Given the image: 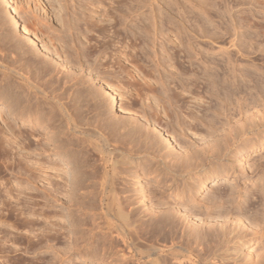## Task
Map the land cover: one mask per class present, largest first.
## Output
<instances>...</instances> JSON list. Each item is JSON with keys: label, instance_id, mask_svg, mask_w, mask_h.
<instances>
[{"label": "bare ground", "instance_id": "6f19581e", "mask_svg": "<svg viewBox=\"0 0 264 264\" xmlns=\"http://www.w3.org/2000/svg\"><path fill=\"white\" fill-rule=\"evenodd\" d=\"M70 1L73 2L75 0ZM85 1L83 2L82 0L85 3H82V6L81 4L79 5V7H82V10L84 5L85 8L88 5V12L86 13L89 15H85L84 12L81 13L83 14V19L87 22L89 20L91 23V28L87 27L85 29V37L86 34L92 32L93 26H97L93 16H90V14L95 12L97 5L101 6L103 9L102 15L105 17L103 23L104 21L108 22L113 28L110 29V32H113L114 28L119 26L121 31L124 32V36L130 34L134 38L135 42L133 41V43L135 44L133 47L139 48L138 44L142 43V47L140 46L139 49L145 51L146 57H150L148 59L156 61V64L153 63V65L155 64L156 66L157 74L154 73L156 70L152 69V67L151 70L147 71V74L143 71L146 74V77L144 78L143 76L142 78L144 80L143 83H140L137 79L133 82L136 96H133V101L125 106L124 113L126 115H122V119H119L116 115H112L108 109L110 103L114 104L115 102L114 96L116 94L114 91L110 88L108 89V86L105 87V92L111 97V101L109 102L106 101L102 93L94 88L93 85H87L88 80H78L77 63L75 61L78 52L74 45V38L72 37L75 33L72 32V26L66 24L60 25V29H56L58 33L55 32V36H51L52 34H50L51 39L50 37L48 39L52 42L53 49L51 50L42 43L41 46H38V43L41 42L39 41V36L42 35V28L39 31L35 29V31H30V27L29 29L27 28L29 25H19L18 35L10 29V24L6 21V17H4L5 14L0 15V101L1 105L5 107L2 110L7 116L20 120L23 125L28 124L32 131L34 128L42 129V131L40 130L41 133L37 132L39 133V137H41L36 140L41 153L53 152L60 158L68 159V163L74 169L70 173V185H68L70 186V190H68V195L73 197L74 205H78L82 209V212H80V215L73 216L75 217L73 218L72 226L74 227V231L71 234L72 236L70 235L72 243L68 248L69 250L66 248L68 251H63V255L60 258H64L65 255L69 256L73 250L76 255L75 259L88 260L90 262L99 261L102 264H126L125 262L128 259H133V264H264V251L257 256H253L251 251H246L251 243L264 240V203L262 204L261 212L258 211V214L256 212L255 214L252 213L253 215H250L251 219H245L247 225L244 224L242 226L240 218H236L237 222L232 226L220 218L217 221L198 218L199 221L197 222L189 218L185 209L181 211L176 206L164 211H158L155 208L147 206L145 210L137 213L139 210L131 207L132 204L123 198L122 189L118 185L125 178L131 177L135 180L136 188L139 190L145 174L151 176L155 183L158 182L156 179L159 180L168 176L170 179L180 178L184 181V186L176 195L178 200L184 202V197L187 191H189V201L194 204H200L201 202L194 194L198 190L191 185L193 181L203 189L209 183L222 184L233 177L235 185L231 186L233 190L227 195V200H234L233 202H236L232 197V192H235L234 189L238 187L236 185L245 179V177L252 174L244 166L243 159L245 156L256 152L264 146V136H261L257 129V126L264 127V99L262 100L261 97L256 95L253 98V92L255 91L253 86H245L247 88L244 89L239 86L241 81H244L243 78L241 79V75L245 70L241 59L248 58L249 55L254 54L252 46L254 39L248 34L247 30L252 28L256 22L254 21L255 23L252 25L253 21L250 23L252 18L243 15L247 14V12L242 14L240 12L239 14L242 15L239 17V20L241 19V26L243 28V25H245L247 29L245 27V29H242L240 26L238 27L235 23L236 20L232 19V17L229 18L228 23L224 22L226 23L224 30L220 29L218 31L219 26L217 27V24L216 26L214 24L213 28L211 27L213 32L210 33L207 31L209 30L206 28L207 25L199 26L197 24L191 27L187 24L188 22L176 23L173 20L171 21L169 10L173 8L171 7L172 5H175L173 4L174 1L169 0L167 3L165 0V2L162 1L164 7H168L166 8L167 10L160 11L159 15L158 11L160 9H155L153 5L155 0H129V2L127 0H108V2L110 1V6L113 4V7L110 8L108 5L106 10H104V0V3L102 0H87L91 1V3ZM181 1L179 2L181 3ZM8 2L15 12L16 9L13 1L8 0ZM114 4L116 5L114 6ZM90 6L94 9H90ZM76 7L78 6L73 8V14L76 13ZM85 8L84 10H87ZM209 8L211 10V7ZM110 9L112 12L109 11ZM228 10L230 11V8ZM228 10H225L224 15ZM160 17L159 23L158 18ZM190 18L192 19L191 16ZM179 19L182 20L183 18ZM128 21H130V25H128ZM14 24L17 26L16 20H14ZM194 28H197L196 32H192ZM257 28L262 30L263 33L264 21H261ZM66 30L71 34L69 33L70 38L65 40V42L63 32ZM220 31H223V33L221 32L220 34ZM112 32L111 34L114 36L115 32ZM106 33H103V38L108 36ZM116 33L119 36L120 32ZM258 33L260 34L261 31L256 34ZM85 39H87L86 50H88L91 48L90 38L86 37ZM55 41L58 44L56 43L55 45ZM137 42L140 43L137 44ZM224 42L228 44V49L231 48V50L226 49L227 51H224L222 54H218V51L214 52V44ZM208 44H210V47H208ZM36 45L37 47L35 48L34 46ZM105 48L107 47H104V50H106ZM119 48L122 50H119L121 56H126L127 53L125 54L126 50L123 51L124 47L122 44ZM218 49L220 50V48ZM90 50H88L89 52H87L85 58L92 57V53H95L94 51L90 54ZM93 50H95V47ZM104 50L101 49V51ZM8 53L12 55L9 60L10 62L6 58ZM61 55L64 57H61ZM154 58L156 59L154 60ZM179 59L180 61L182 59V62ZM117 60L118 58H116V63L118 62V74H124L126 67L123 65L125 63L122 65L123 60ZM133 61L135 62V60ZM116 63L114 64L116 65ZM131 65H134V63ZM135 65L137 67L136 63ZM160 66H163L162 74L158 73ZM138 67L141 68L140 66ZM245 73L248 75V70ZM245 73H243L244 78L247 77ZM129 75L131 76L132 74ZM248 76L252 75L249 74ZM46 77H48L47 80L45 79ZM148 77L154 79L158 87L154 88V84L150 85ZM175 81H178V84H175ZM243 81L242 83H244ZM242 93V98H240L241 96L237 98L236 95H241ZM153 94H156L154 95L156 99H154L155 101L151 105L149 98ZM141 96L148 98V108H152V106L156 107V111L154 112L149 109L151 112V116H149L151 118L153 116L156 117V125L155 121L154 125L152 124L153 129L156 128V132H154L155 129L153 131L150 127L151 130L142 121L143 119L145 120L146 111L144 110L146 109L144 108V101H140L142 100ZM193 96L195 98H192ZM258 97L261 104L257 105L256 102L258 100L256 99ZM185 98L194 99L201 105H191V101L189 103ZM138 101L142 103L139 104ZM46 105L50 106L51 115L49 116L42 112ZM121 105L118 107L123 106ZM83 107L87 111V115L95 111V115L98 116L97 120L94 121L96 126L88 118L91 121L87 119L85 121L81 119L80 121L79 115L82 112L80 114L79 112L84 109ZM128 113H132L136 117L127 116ZM206 114L212 115V117L210 116L209 126L203 120L207 119ZM138 115H140V119ZM161 115L166 126L165 131L158 127ZM193 115L197 116L198 119L195 117L194 119H197L196 121L194 120L196 123L194 122L191 125L189 119L191 116L193 118ZM216 118L221 123L223 121V125L221 123L218 124H220V127L222 126V130L226 131V134L228 132L232 136L236 143L233 141L229 144L230 142L226 140L229 137L223 136L224 133L222 132V137H225V140L224 142H217L218 140H215L217 143L214 144L215 148H212L213 150L210 149V142L208 144L203 141L202 143L200 142L201 146H199L204 148L203 152L196 150V154L195 151H190L189 147L186 146L183 147L184 152H182V155L180 156L179 154L180 157L177 153H173V158L169 160V155L172 156V154H168V151L166 152L164 144L167 142L172 144L175 141L171 135L174 134V136L178 135L182 137L184 126H188V129L195 132L201 126L202 130H207V133L209 130L210 134L213 130V122H215L213 119L216 120ZM147 119L149 118L146 116ZM219 120L216 121L219 122ZM203 121L205 122L203 123ZM2 122L5 123L4 120ZM50 122L53 125V129H55L54 132L51 131ZM1 126L0 129L2 130L4 126ZM217 129L219 128L217 127ZM217 129L214 128L215 132ZM167 130L171 131L172 134H168ZM34 133L32 135V132H29L28 135L34 137ZM218 133L217 135H219ZM251 138L253 140H245ZM126 139L129 140V143L125 142ZM9 140H4L0 143V148L2 149L0 156L3 155L2 158L0 157L2 159V162H0L3 168H7V163L13 160L11 158V142L10 148L6 149V147H9ZM48 143L53 144V147L51 146L52 148H50ZM174 143L176 144V142ZM82 144L84 149L81 146ZM82 149L85 153H83ZM90 153L92 155L95 153L97 159H92L91 155H89ZM97 161L99 162L98 164L96 163ZM19 165L18 163L16 166L18 167V172L22 174V168ZM145 166H148V168L144 169ZM35 170L36 168L33 170V167H28L27 173H24L28 179H32V182L40 177V175H34ZM28 182L30 184V181ZM167 185L169 188L171 187L170 182H167ZM140 198L137 197V200L140 201ZM207 201L209 204L218 203L219 201L217 206H223L221 202H224L223 197L216 195H211L207 198ZM142 204L145 206L144 202ZM208 207H211V205ZM85 210L86 212H83ZM87 211H91L89 215L86 214L88 213ZM96 211L99 216L96 214ZM226 212V216L228 212L229 215L231 213V211ZM176 214L181 218V222L185 220L181 224L182 235L174 237L173 235L168 236L163 234L165 238L159 240L158 236H161V234L158 233H162L164 229H169L170 231L173 227V220ZM10 215H12L11 211L8 210L7 216ZM153 218H156V224H158V227H156L158 235H156V241L154 242L147 239L142 232L143 225L147 222H154L155 219ZM95 232H98L99 237H96ZM209 241L212 244H210L207 250H204V244ZM9 252H12V250Z\"/></svg>", "mask_w": 264, "mask_h": 264}, {"label": "rangeland", "instance_id": "374dc122", "mask_svg": "<svg viewBox=\"0 0 264 264\" xmlns=\"http://www.w3.org/2000/svg\"><path fill=\"white\" fill-rule=\"evenodd\" d=\"M12 1H13V5L16 9L15 12L13 11V8L10 6L11 4L8 2V0H0V15L5 14L4 17H6V21H8V23L10 24V27H11L10 29L18 35H19V25H21V26H23V24H26L27 26L29 25L27 28L29 29V27H30V31L31 30L39 31L40 28H42L43 29V30H41L42 35L39 36V38H40L39 41H41V42L38 43V46H41V43H42V44H44L45 47H49V49L52 50L53 48H52V42L50 40L51 39L50 34H52L51 36H55L54 35V34H56L55 32L58 33V31L56 29L57 28L60 29L59 28L60 25L63 26L64 24H66V25L72 26L71 27L72 32H75L74 33L75 35L73 34V36H72L74 38V42H75L74 45L76 46V47L75 46L74 47L77 49V52H78V56H77V58H75L76 59L75 61L77 63L76 66H77V71H78V80L79 81H83L84 79L88 80L87 85H89V84L93 85L94 88H96L98 91H100L102 93V95L104 96L106 101H109V102L111 101V99H110L111 97H109V95L105 92V89H106L105 87L108 86V89L110 88L112 91H114V93L116 94L114 96L115 102H114V104L110 103V105L108 106V109L112 113V115H116L119 117V119L120 118L122 119V117H123L122 115H126L124 113L125 108H126L125 106L128 103H131L133 101V98L136 96L135 95L136 93H135V90L133 87V82H135L137 79V81H139L140 83H143L144 80L142 78H143V76H144V78L146 77V74L148 73L147 71L151 70L152 67H153L152 69L156 68V66H155L156 61L148 59L150 57H148V56L146 57L145 51L144 50L141 51L139 49L140 46L142 47V43L138 44L140 42H137V44L139 45L138 46L139 48H137V47L135 48V46L133 47V45L135 44V43H133L134 38H132L130 36V34H127L126 36H124V32L121 31V29L118 25H117L118 27L114 28L115 31L114 30H113V32L111 31L112 33L115 32L113 34L114 36H112L110 29H113V28H112V26L109 25L108 22L104 21V23H103V20L105 19V17H103V15H102L103 9L101 8V6L97 5L95 12L90 14V16H93L94 21L97 24V26L92 25L93 26L92 30H91L92 32L86 34V37L90 38L91 48L93 49L95 47V50H93V51L91 48H90L91 50L90 49H88V50H90V54L94 51H95V53H92V55H93L92 57L85 58V56L87 55V52H89V51L86 50L87 39H85L86 37H85L84 33H85V29L87 27L91 28V23L89 20H88L89 23L87 21H85L82 17L83 14H81L82 12H84L85 15L88 14V13H86V12H88V9H87L88 5L86 6V8L84 7L85 6L84 5L83 10L81 7L84 0H83V2H82V0H75L73 2L70 0H68V1L67 0H12ZM91 1H93V0H91ZM91 1H87V2L91 3ZM110 1L108 2V0L107 1L104 0V2H105L104 3L102 0V2L104 3L103 5H105L104 10L107 9L108 5L110 6ZM162 1L163 2L166 1V3H167L169 0H165V1L164 0H155L153 3V5L155 6V9L156 8L160 9L158 11V15H159L160 11H162L168 7V6L164 7V4ZM170 1H174L173 4H175L172 6L170 5L171 7H173L169 10L171 13V14L169 13V15L171 16V19H170L171 21L173 20V22H176V23H178V22L187 23L188 22L187 24L190 25L191 27H194L197 24L199 26L200 25H205V26L207 25L206 28L209 29L207 31H209L210 33L213 32L211 27L213 28L214 24H215V26L217 24V27L219 26L218 31L220 29L224 30V28H225L224 26L226 24L224 22L228 23L230 20L229 18H232V17H233L232 19L236 20L235 23L237 24V26L238 27L240 26L242 28L241 23H240L241 19L239 20V17L242 16L241 15L242 13L247 12V14L245 13L243 15H245L246 17L250 16L252 18V19L249 18V19H251V21L249 20L250 23L253 21L251 24L254 25V23L256 22L255 25L252 26V28L247 30L248 34L251 35L254 39V44L252 45L254 48V54L249 55V57H248L249 59L248 58H242L241 63H242L243 68L245 69L243 71V73H245V71L248 70L247 74L248 75L250 74L252 76H248L245 73V76H247L249 78V80H248L247 77H246L247 79L244 78V75L242 73L241 79L242 78L244 79V81L242 80L244 83H242V81H241L242 84L240 83L241 85L239 84V86L242 87L243 89L247 88L245 86H248V87L253 86V88L255 90L253 92L254 96L252 95L253 98H255V95H256V96L261 97V99L263 100L264 99V30L262 33V30H259L257 27H259L261 21H264L263 20L264 19V0H209V1L208 0H206V1L205 0H203V1L197 0L198 3L196 0H182V1L179 0V1H181V3L178 0H170ZM177 1H178V3H177ZM127 2H129V0H127ZM80 4H81V6L79 7ZM83 4H85V3H83ZM74 5L78 6V7H76L77 10H76L75 14H73V11H74L73 8H75ZM115 5L116 4H114V6ZM201 5H202V7H201ZM214 6H216L218 8H215ZM112 7H113V4H112V6H110V8H112ZM209 7H211V10ZM78 8H80V9H78ZM84 8L87 10H84ZM89 8L94 9L91 6ZM205 8H207L208 10ZM229 8H230L231 12L228 10ZM182 9H183V11H182ZM225 10H228L225 14L226 16L224 15ZM109 11L112 12L111 9ZM185 11H187V12H185ZM183 12H184V14H183ZM190 12H191V14H189ZM233 12H234V15H233ZM240 12H241V14H239ZM215 14L220 15V16H217L219 19L216 17ZM253 14H254V16H253ZM190 16L192 17V19L190 18ZM143 17L145 18V16H143ZM179 18H183L182 19L183 21ZM205 19H207V20H205ZM14 20L17 21V23H18L17 26H15ZM129 20H130V18H129ZM159 20H161V17L158 18V22L160 23ZM193 20H195V21H193ZM218 20H219V22H218ZM205 21L206 22L208 21L207 23H209V24H207ZM129 22L130 21H128V25H130ZM32 23H33V25H32ZM98 24H99V26H98ZM31 25L35 28H33ZM243 26L245 27V25H243ZM54 27H55V29H54ZM94 27H96V28H94ZM117 29L120 32L118 34L120 37L116 35L117 34L116 32H118ZM210 29H211V31H210ZM107 30H109V32H107ZM196 30H197V28L196 29L194 28V31L192 29V32H196ZM103 31H105V32H103ZM260 31H261L260 34H262V35H260L259 33L256 34L257 32H260ZM102 32L104 34L107 32L106 35H108V36L103 38L104 34ZM221 32L223 33V31H220V34H221ZM69 33L70 32L68 30L63 32L64 41L70 38L71 33L70 34ZM121 36H122V38H121ZM49 37H50V39H48ZM123 37H125V38H123ZM110 38L113 40H111ZM131 40H132V42H131ZM105 41H107V42H105ZM109 41H110V43H109ZM56 43L57 42L55 41V45H56ZM100 43H102V44H100ZM106 43H108V44H106ZM103 44H104V46H103ZM121 44L124 47L123 51L126 50L125 51V54L127 53L126 56H121V54H120V51H122L119 48L121 46ZM90 45L88 44V46H90ZM208 45H209L208 47H210V44H208ZM70 46L73 47L72 45H70ZM102 46H103V48H102ZM34 47L36 48L37 45ZM104 47H107V48H105L106 50H104ZM35 48H33V49H35ZM134 48H135V50H134ZM218 48H220V50ZM2 49L4 50L3 46H2ZM96 49L98 50V52ZM101 49H103L104 51H101ZM213 49H214V52L218 51V54L219 53L222 54V53H224V51H227L226 49H228V44H226L225 42L224 43H216V44H214ZM99 50H100V52H99ZM228 50H231V48ZM248 51H249V49H248ZM5 52H7V51H5ZM11 56L12 55L10 53L7 54L6 58H7L8 62H10L9 60L11 59ZM119 56H120V58H119ZM61 57H64V56L61 55ZM83 57L85 58V60ZM110 58H111V60H110ZM116 58H118V60L119 59L123 60L122 65L124 63L126 64V65L125 64L123 65L126 67L125 70L127 71V72L125 71L124 74H118V64H117L118 62L116 63ZM152 58H153V56H152ZM87 59H89V60H87ZM155 59L156 58H154V60ZM114 60H115V62H114ZM130 60H132V61L135 60V62L134 61L132 62ZM142 60H143V62H141ZM137 61H138V63H137ZM144 61L146 63L148 62L147 64H149L150 66L147 65ZM151 61H153V62H151ZM179 61H180V59H179ZM113 62L116 63L117 66ZM180 62H182V59ZM133 63H134V65H131ZM135 63L137 64V67H136ZM143 63H144V65H142ZM153 63H155V64L153 65ZM184 64L186 65V63H184ZM138 66H140L141 68H139ZM142 67H144L143 70H141ZM162 69H163V66H160V68L158 69L159 74H162L161 73ZM112 70L114 73L112 72ZM131 71H132V73H131ZM154 73L157 74V70L154 71ZM129 74H132V75L130 76ZM120 75H122V76H120ZM92 78H94V79H92ZM45 79L47 80L48 77H46ZM130 79H132V80H130ZM177 82L178 81H175L174 83L178 84ZM148 83L150 85L154 84V86H153L154 88H156V86L158 87V85H156V81L154 79H152L151 77L148 79ZM178 90H176V91H178ZM256 90L258 91L259 94L257 93ZM255 93H257V94H255ZM120 95H122V96H120ZM154 95H156V94H153L152 97L150 96V98H149L151 105H153V101H155L154 99H156V96H154ZM242 95H243V93L241 95L239 94L236 96H237V98H239L238 96H241L240 98H242ZM141 97H142L141 98L142 100H140V99L139 100L142 102L144 101L143 102L145 104L144 108L146 109V110H144V111H146L145 120L143 119L142 121L144 122V124L148 125L149 128L151 127L153 129V125H154L153 123L156 120V117L155 116H153V118L150 117L151 112L149 111V109L153 110L152 112H154V111H156V107L154 108L152 106L153 109L148 108L147 107L148 106L147 104H149V101H147L148 98H145L143 96H141ZM259 97H258V99H256V100H258L257 101L258 103L256 102L257 105L261 104L259 102ZM131 98H132V100H131ZM144 98H145V100H144ZM192 98H195V97L193 96ZM185 100L188 101L189 103L191 101V105H193V104H195V106L201 105V104H198L197 101H195L194 99L190 100L189 98H185ZM109 102H108V104H109ZM142 102L139 103V101H138L139 104H141ZM119 105H121L124 109L122 107H118ZM160 106H161V104H160ZM136 107L138 110V104L136 105ZM0 108H1L0 109V120H1L0 126L2 125L1 127H3V126L5 127V128L3 127L2 130L0 129L1 130L0 139L2 136L1 141H4V140L7 141L11 137L10 140L8 141V143H9L8 146L10 145V142H11V145H12V146L10 145L12 147L11 158L13 159L7 163V168H3L2 163H1L2 162L1 158L3 157V155L0 156L1 157L0 158V161H1L0 162V256H1L0 257V264H102L99 261L98 262H90L88 260L75 259L76 255H75V251H73V250L70 252L69 256L65 255L64 258L63 257L60 258V256L63 255V251H68L69 250L68 248L70 247V244L72 243V240H71L72 235L71 234L74 231V227H72V226H73V218H75L73 216L80 215L81 214L80 212H82V209L79 208L78 205L77 206L74 205L73 197L68 195V193H69L68 190H70V186H68V185H70V178H71L70 173L74 169L72 168V165H70L68 163V161H67L68 159L65 160L62 157L60 158L59 156L55 155L53 152L43 153V154L41 153V149L39 146H37L36 140L41 137V136L39 137V133H41L42 129H40L41 130L40 131L38 128H34V130L32 131V129L29 127L28 124L23 125L20 120L15 119V118L10 117V116H7L5 114V112L2 110L5 107L1 105V101H0ZM120 108H122V109H120ZM42 112L46 113L47 116L51 115L50 106L46 105L43 108ZM86 112L87 111H85V108L79 112V114L81 113L79 115L80 121H81V119H82V121H85L88 118V119H91L92 121L88 120V119L87 120L91 121L92 124L95 125L96 123L94 121H96L98 118V116L95 115V111L93 113H91L90 115L88 114L89 116L87 115ZM197 115L199 116V114H197ZM206 115H207V117H206L207 119H203V120H205L206 125L209 126L210 125L209 120L211 119L210 116L212 117V115H210V114L209 115L206 114ZM127 116L132 117L134 115L132 113H128ZM138 116H139L138 118L140 119V115H138ZM146 116L149 119L146 120ZM134 117H136V116H134ZM160 117H161V120L158 121L159 122L158 127H159V129H162L163 131H165L166 126H165L164 121L162 120L163 116L161 115ZM195 117L198 119L197 116H194L193 118H192V116L190 117L189 122L191 123V125H192V123L194 124V122L197 120V119L196 120L194 119ZM191 118H192V120H191ZM203 118H205V117H203ZM219 119H220V117H219ZM219 119L216 118V120H219ZM2 120H4L5 123H3ZM216 120L213 119V121H215V122H213V125L215 127L212 126L213 130H212V133L210 132V134H209V130L207 133V130H205L203 128L205 130V132H204V130L201 129L202 128L201 126H199V128H198L199 130L196 132L188 129L189 128L188 126H184L185 127L184 128V134L181 135L182 137H179L178 135L174 136V134L171 135L173 140H175L174 142H176V144L174 142L172 144H170L168 142L164 144V149L166 150V152L168 151V154H172V156L169 155V160L173 158V153L174 154L177 153L178 156L180 154V156H181L182 152H184L183 147H186V146L189 147L190 151L196 152V150H197L199 152H203L204 148L199 147V146H201V143L203 141L205 143H208V144L210 142L209 146L211 148L209 146H208V148H210L211 150H213L215 148V146H214L215 143L224 142L225 137L226 138L229 137V139H226L228 142H230L229 144H231V142H233V141H234V143H236V141L232 138V136L228 132L226 134V131L222 130V126L220 127V124H218V123H221L220 120H219V122H217ZM205 121H203V123ZM160 122H161V124H160ZM221 124L223 125V121ZM155 125H156V121H155ZM50 127H51V131L54 132L55 129H53V125L51 124V122H50ZM217 127L219 129H217ZM214 128H216L217 130H220L221 134H220V131L216 130V132H215ZM154 129H155V131H154ZM154 129H153V131L156 132V128H154ZM257 129H258L259 134L261 136H264V127L257 126ZM29 132H32V135L35 132L34 137L28 135ZM37 132H39V133H37ZM106 132H108V131H106ZM217 132H219L218 134L220 136L217 135ZM222 132L224 133L223 136L226 135L225 137H222ZM116 134H117V132H116ZM120 134H122V133H120ZM168 134H172L171 131H168ZM206 134H208L209 136ZM202 137H204V138H202ZM30 138L31 139L36 138V139L31 140ZM242 139H243V137H242ZM215 140H218V141L216 142ZM245 140H253V138L245 139ZM1 141H0V143H1ZM33 141H34V143H33ZM128 141L129 140L126 139L125 142L129 143ZM222 144H224V143H222ZM2 145H3V143H2ZM48 145L50 148L53 147V144H51V143H48ZM10 146L6 147V149L10 148ZM81 146H83V144ZM230 146H232V145H230ZM83 149H84V146H83ZM83 149H82V151H83V153H85ZM0 151H2L1 148H0ZM81 154H82V152H81ZM196 154H197V152H196ZM89 155H91L92 159H97V155L95 153H93V155H92V153H90ZM14 162H15V165H14ZM18 163L20 164L19 166L22 168V174L20 172H18V167L16 166ZM96 163L98 164L99 162L97 161ZM243 163H244V166L248 169V171L252 174L245 177V179L240 181L238 184L236 183L237 184L236 186H238V187H236V189H234L235 192H232V197L235 199L236 202H233L234 200L233 201L227 200V195L230 193V191L233 190V189H231V186L235 185V180L233 179V177L224 181L225 183H222V184L209 183L203 189H201L199 186H197V184L194 181L193 182L191 181L192 182L191 185L196 187V189L198 190V192L194 193V194H195L196 198L201 202L200 204H194V203L189 201V199H188L189 193H190L189 191H187V194L184 197V202H180L178 200V197L176 195L181 191V189L184 186V181L180 178L170 179L168 176L167 178L164 177V178H161L159 180L156 179V181H158V182L155 183V181L152 179L151 176H148L147 174H145L139 190L136 188L137 186L135 184V180H133L131 177L125 178L118 185H119V188L122 189L123 198L126 199L130 204H132L131 207L139 210L137 213H140L141 211L145 210V208H147V206L155 208L158 211H164V210H167L171 207L176 206V208L179 207L181 211H183L185 209L187 211L189 218L194 220V221H197V222L199 221L200 218L201 219L207 218V220H213V221H217L220 218V219H224L225 221L230 223V226H232L234 223L237 222L236 218H240L241 219L240 224L243 226L244 224L247 225V222L245 219L246 218L251 219L250 215L252 213L255 214V212L257 213L258 211H260L262 204L264 203V146L261 149H258L256 152L245 156V158L243 159ZM28 167L29 168L33 167V170H34V168H36V170L34 171L35 172L34 175H40V177L33 182L31 181L32 179H28L24 174V173H27ZM145 168L147 169L148 166H145L144 169ZM74 174H75V172H74ZM76 174H77V172H76ZM62 178H64V179H62ZM28 181H30V184ZM167 182L171 183L170 188L167 185ZM186 187H187V184H186ZM188 188H189V185H188ZM190 191H191V189H190ZM49 192H50V194H49ZM211 195L223 197L224 202L223 203L221 202V204L223 206H217L219 201H218V203L214 202L212 204H209L207 201V198L210 197ZM137 197L138 198L141 197L139 199L140 201L137 200ZM219 199H221V198H219ZM143 202L145 203V206H143V204H142ZM210 205H211V207H208ZM139 207H142V208H139ZM8 210L11 211V214H12V215H10L11 217L7 216ZM86 210H89V209H86ZM86 210L83 212H86ZM226 211H231L230 215L231 214L232 215L230 216L229 212H228V215L226 216V214H227ZM87 212L88 213H86V214L89 215L91 211H87ZM96 214L99 216L97 211H96ZM153 219H155L154 222H147L146 224L143 225V229H142L143 234L150 241H153V242L156 241V235H158V234H161V236H162V237L158 236L159 240L160 239L162 240L163 238H165V237H163L164 236L163 234L168 235V236L173 235L174 237L175 236L179 237L182 235L181 224H183L185 222V220H183V222H181V218L179 217L178 214H176L174 216V220H173L174 224H173V227L170 229V231H169V229H164L162 231V233L160 232L158 234L156 231V227H158V224H156V218H153ZM97 221H101V220H97ZM241 225H240V227H242ZM214 233H216V232H214ZM95 235H97L96 237H99L98 232H95ZM55 236H57V237H55ZM96 237H94V238L97 239ZM159 237H161V238H159ZM51 238H52V240H51ZM94 238H93V240H95ZM184 238L188 239L186 237H184ZM210 244H212V243H210V241L206 242L204 244V250H207L209 248ZM10 250H12V252H9ZM246 251H251L253 256H257V255L261 254L264 251V240L257 241L256 243H251L247 247ZM72 256H74V257H72ZM125 263L126 264H133L134 262H133V259H128V260H126Z\"/></svg>", "mask_w": 264, "mask_h": 264}]
</instances>
